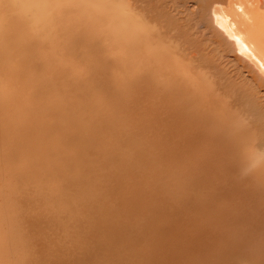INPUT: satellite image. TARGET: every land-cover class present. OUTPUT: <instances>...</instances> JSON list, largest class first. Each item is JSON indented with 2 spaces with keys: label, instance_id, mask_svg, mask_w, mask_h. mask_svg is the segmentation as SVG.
<instances>
[{
  "label": "bare ground",
  "instance_id": "6f19581e",
  "mask_svg": "<svg viewBox=\"0 0 264 264\" xmlns=\"http://www.w3.org/2000/svg\"><path fill=\"white\" fill-rule=\"evenodd\" d=\"M0 264H264V0H0Z\"/></svg>",
  "mask_w": 264,
  "mask_h": 264
},
{
  "label": "rangeland",
  "instance_id": "374dc122",
  "mask_svg": "<svg viewBox=\"0 0 264 264\" xmlns=\"http://www.w3.org/2000/svg\"><path fill=\"white\" fill-rule=\"evenodd\" d=\"M191 4H192V3H191ZM191 4H189L190 8H191V9H195L196 6H195V5H191ZM198 30H200V29H198Z\"/></svg>",
  "mask_w": 264,
  "mask_h": 264
}]
</instances>
